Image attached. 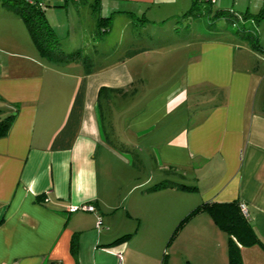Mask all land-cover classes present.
<instances>
[{
  "label": "crops",
  "instance_id": "crops-1",
  "mask_svg": "<svg viewBox=\"0 0 264 264\" xmlns=\"http://www.w3.org/2000/svg\"><path fill=\"white\" fill-rule=\"evenodd\" d=\"M49 1L48 18L68 36L63 49L80 47L94 65L88 73L81 56L51 59L15 7H0V108L17 111L0 135V264H229L228 233L208 210L178 228L192 208L210 200L244 202L264 242V97L262 107L257 100L264 74L249 56L243 59V44L210 28H177L193 0ZM82 3H89L94 17L83 15ZM96 12L114 19L110 32L124 35L136 34V21L145 18L147 36L138 47L135 40L99 43ZM168 20L172 27L161 29ZM18 29L31 38L15 48L2 43ZM197 33L204 34L194 38ZM176 37L195 43L186 49L183 73L151 104L161 101L163 107L145 125L151 108L126 114L142 120L140 134L154 132L152 156L164 169L139 181L128 174L142 165V156L132 151L131 159L118 148L105 126L109 112L99 91L134 84L127 59ZM149 40L148 47L139 45ZM249 51L253 58L262 53ZM167 174L197 186L146 188ZM84 203L96 209L69 210ZM241 254L243 264H264L260 243L243 245Z\"/></svg>",
  "mask_w": 264,
  "mask_h": 264
},
{
  "label": "rangeland",
  "instance_id": "rangeland-1",
  "mask_svg": "<svg viewBox=\"0 0 264 264\" xmlns=\"http://www.w3.org/2000/svg\"><path fill=\"white\" fill-rule=\"evenodd\" d=\"M2 1L3 0H0V4H2ZM259 1L260 0H216L211 3L214 11L218 7H227V9L230 7V9L233 8L241 14L248 13L247 17L243 19H237V17L235 16L234 21L231 17L221 16L217 17L216 20L211 19L209 21V18L205 15V13H202L200 16L193 15L192 17H190L187 23H185L184 25H180L179 27L182 28L181 31L186 28H192L197 32H202L206 28H215L218 30H222L220 31V33H222L220 34L222 37H225V39L227 40H234L238 43L243 44V59H245L246 55L249 56V59L253 62V64L257 66L259 70L262 71V74H264V53H257L255 51L254 54L256 56L253 58L250 56L253 52L249 51V49H251L252 47L258 49L253 44L255 43L256 39L251 40V38L253 39L250 33L251 30L255 31V29L258 28L259 39L261 40V43H264V16L258 15L259 19H257L253 15L254 13H257L260 10V5L256 6V2L258 3ZM261 1L263 2V0ZM222 2H227L226 5H228L229 7L222 6L225 5L222 4ZM2 6L3 4L0 5V7ZM81 6H83L81 12L83 13V15L87 16L86 18H88L89 15H92V17H94V13L90 9L89 3H82ZM64 19L65 18H61V20L65 21ZM112 20L114 21V19ZM70 21H73L72 16L70 18ZM98 22L99 16L97 14V26H99V29H103V27H109V21L103 23L102 27L100 24H98ZM115 23L116 26L121 29V25L123 24L122 20L116 19ZM56 25L59 26V24ZM60 27L61 26H59L58 28ZM247 29L248 31H246ZM203 34L197 33L195 34L194 38H200ZM136 36L138 37L137 34H119L115 32V30L112 32H110V30H102V32L99 31L98 40L99 43L101 41H104L107 44L111 42L113 44H116L117 46H121L122 44L124 45L126 43H134L133 41L135 40L134 46L138 47L136 45H138L139 40ZM165 36L169 39L172 38L171 34L168 33L165 34ZM26 38L29 39L31 37L29 35H26L25 33L23 34L18 29L15 31H10V34L3 36L1 40L2 43L8 44L9 47L15 48L24 44ZM177 38L178 37H176V39H172V41L168 42V45L164 47L153 45L150 46L151 48H146L145 50H142L144 52H139L133 57L128 58L127 60L129 61V68L131 69L130 71L132 79L134 80V84H132L131 86L122 87L124 88V90L127 91L126 95H123L121 91H118L117 94L110 97L108 102L107 100L105 101L104 106L108 107L107 109L109 112V116H107L108 118L106 123L112 124V128H109L112 130L110 135H112L114 139L120 142V146H118V148L123 149V151L121 150L122 152H127L129 157L131 159H134V157L132 156L134 154L131 152L132 150H128V148L124 144L130 143L129 145H131L133 143L138 146L133 149V151L137 150V152L142 156V165L136 163L134 165L135 167H131L130 174H128V176L131 178H136L139 181L147 177L150 172H155L156 174H163L164 169H158V167L154 163V158L152 156V140L154 139V132L148 133L146 131L140 134L141 132H138V129L136 128L142 120H140L139 117H134L133 120L130 121L126 114L138 112V110L144 108L150 109L151 104H153L157 99L156 96H160L162 93H164L163 90L166 87L169 86L168 89H170L173 84V80H175L180 74L183 73L189 58L186 49L190 45L189 42L195 43V41H192V39L188 40ZM9 43H13V45ZM150 44L152 43L149 40L139 45H146L148 47V45ZM249 45H251V47H249ZM263 97L264 81L260 85L258 93L257 100L259 107H262L260 106L261 101L259 102V100L263 99ZM161 103V101L158 102L151 108V110H148L149 112L147 111L143 118L144 125L152 122L154 110L163 107ZM0 104L4 105L5 107V103L0 101ZM10 112H12L10 109H5L3 111L1 110L2 114L0 115L5 116ZM109 117L110 121H108ZM155 122H158V120H156ZM119 170V172L123 174L122 169L119 168ZM188 173L189 176L193 175L191 171H189ZM147 185L149 184L147 183Z\"/></svg>",
  "mask_w": 264,
  "mask_h": 264
},
{
  "label": "trees",
  "instance_id": "trees-1",
  "mask_svg": "<svg viewBox=\"0 0 264 264\" xmlns=\"http://www.w3.org/2000/svg\"><path fill=\"white\" fill-rule=\"evenodd\" d=\"M216 1V0H214ZM213 0H193V4L188 10L181 16H179L178 20L176 21L177 28L182 25L181 23L185 24L187 23L185 21L186 18H184L186 15H189L192 17L193 15L200 16L202 13H205V15L209 18V21L211 19L216 20L217 17L221 16H228L231 17L232 20L235 21V16L237 19H243L247 17L248 13L241 14L235 9H230V7L227 9V7H218L215 11L213 10L212 3ZM3 5H13L15 9L21 14V16L24 18L28 29L31 33V36L35 43L39 46L40 50L48 55L51 59L59 61L60 59H65V57H75V56H81L82 62L85 65L86 71L89 73L93 69L94 62L91 58L85 55H83L81 48H72L70 51L63 49V46L61 44L63 43V38L68 37L67 35L61 34V30L56 27L52 21L48 18L47 15V6L52 5V3L49 0H3L1 2ZM0 4V5H2ZM92 4H95L93 2ZM96 10V9H95ZM98 11V10H97ZM99 16V22L98 24L103 25L105 22H110L109 27L111 25V17L107 16L105 14L96 12ZM255 18H258L259 16H264V3L260 10L257 13L253 14ZM184 18V19H183ZM141 21H145V18H139L138 21L135 23V28L137 29V39H141L145 36L146 30H143ZM160 26L161 29L165 27H172V20L164 21L161 23ZM175 26V24H174ZM100 27V28H101ZM109 27H103V29L98 28V34L99 31L102 32V30H109ZM159 28V29H160ZM211 31H216V33H219L222 30L210 28ZM215 29V30H214ZM248 31V29L246 30ZM250 31V29H249ZM251 40L256 39L255 43H253L259 51L264 52V43H261V40L259 39V30L258 28L250 31ZM143 35V36H142ZM105 36V35H103ZM138 49H129V54H134L137 52ZM118 91L122 92L123 95H126L127 91L124 90L122 87H111V86H102L99 91V101L100 104L103 106L105 105V101H109L110 97L117 94ZM107 110L108 107L104 106ZM1 110L4 109L0 108V114ZM17 111H12L5 116L0 115V135L5 134L9 127L11 126L14 117L16 115ZM109 116V115H107ZM108 118V117H107ZM110 121V117L108 119ZM107 122V121H106ZM106 128L108 126L112 128V124L105 123ZM111 131V130H110ZM116 144L120 146V142L118 143L115 140ZM128 150L135 149L132 146H129L127 144H124ZM122 145V146H124ZM123 150V149H122ZM131 151V152H132ZM177 178V177H175ZM173 179L171 177L167 176L163 177L159 181H155L151 185L147 186V189H155L158 187L163 186H175L179 188H194L197 185L192 183H187L184 179ZM242 201L240 199H233L229 201H219V200H210V201H203L196 205L192 210L185 215L182 220L179 223L178 228L185 222H187L192 216L197 214L198 212L202 210H208L214 220L218 223V225L225 229L228 233V254H229V264H243L242 254H241V247L243 245H251L255 243H260L264 246L263 240L260 238L259 234L257 233L255 226L253 225V222L251 221V218L248 216L247 212H245L241 206ZM129 235L128 233H124L118 238H116L113 242H118L123 239H125ZM77 242L76 240L73 241V249L76 250Z\"/></svg>",
  "mask_w": 264,
  "mask_h": 264
},
{
  "label": "built area",
  "instance_id": "built-area-1",
  "mask_svg": "<svg viewBox=\"0 0 264 264\" xmlns=\"http://www.w3.org/2000/svg\"><path fill=\"white\" fill-rule=\"evenodd\" d=\"M241 206H242L243 210L245 212H247V207H246V204L244 202H242ZM80 208L81 209H86V210H91V211H94L96 209L94 204H92V203H84V204H79V205H72V206L69 207V210L70 211H76V210H78Z\"/></svg>",
  "mask_w": 264,
  "mask_h": 264
}]
</instances>
